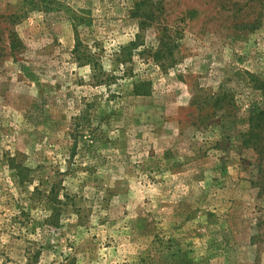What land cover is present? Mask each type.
I'll return each instance as SVG.
<instances>
[{
    "label": "rangeland",
    "instance_id": "rangeland-1",
    "mask_svg": "<svg viewBox=\"0 0 264 264\" xmlns=\"http://www.w3.org/2000/svg\"><path fill=\"white\" fill-rule=\"evenodd\" d=\"M0 264H264V0H0Z\"/></svg>",
    "mask_w": 264,
    "mask_h": 264
},
{
    "label": "trees",
    "instance_id": "trees-1",
    "mask_svg": "<svg viewBox=\"0 0 264 264\" xmlns=\"http://www.w3.org/2000/svg\"><path fill=\"white\" fill-rule=\"evenodd\" d=\"M12 34H14V32H13ZM12 43H13L14 45H18V44H19V39H18L17 37H14V38L12 39ZM259 118H260V115L258 116V119H259ZM255 124H256V123H255ZM56 218H57V214H55V213L53 212V214H52L50 220L55 221ZM55 222H56V221H55ZM55 222H53V224H56Z\"/></svg>",
    "mask_w": 264,
    "mask_h": 264
}]
</instances>
